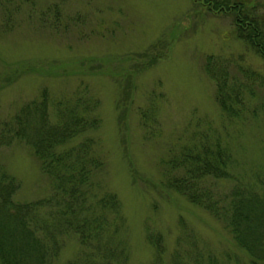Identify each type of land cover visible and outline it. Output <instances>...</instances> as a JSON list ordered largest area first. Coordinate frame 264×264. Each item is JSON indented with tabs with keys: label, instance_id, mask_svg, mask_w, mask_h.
<instances>
[{
	"label": "rangeland",
	"instance_id": "rangeland-1",
	"mask_svg": "<svg viewBox=\"0 0 264 264\" xmlns=\"http://www.w3.org/2000/svg\"><path fill=\"white\" fill-rule=\"evenodd\" d=\"M158 39L169 42L166 53L134 73L125 112L115 105L120 92L112 77L102 70L78 72L81 58L101 57L106 69L125 68L131 53ZM210 53L237 58L252 70L262 84L250 104L264 102V58L235 37L229 14L208 12L197 0H0V116L43 86L52 98H73L80 86L87 87L97 99L93 112L99 122L90 134L103 160L90 178L97 190H110L119 200L117 226L127 264L151 259L145 239L150 229L162 233L167 251L187 229L218 254L233 250L244 257L220 220L160 184L164 159L205 134L230 145L237 171L264 165V111L229 117L220 108L213 79L203 69ZM25 64L31 68L23 71ZM17 68L19 76L6 82ZM0 162L18 182L16 200L50 193L26 144L0 146ZM229 183L216 181L223 188ZM79 248L76 236L67 233L51 264H64Z\"/></svg>",
	"mask_w": 264,
	"mask_h": 264
},
{
	"label": "trees",
	"instance_id": "trees-1",
	"mask_svg": "<svg viewBox=\"0 0 264 264\" xmlns=\"http://www.w3.org/2000/svg\"><path fill=\"white\" fill-rule=\"evenodd\" d=\"M197 2L208 12L229 14L235 37L264 58V0ZM168 43L158 39L148 48L131 53L129 66L120 70L106 69L101 57L81 58L78 72L102 70L112 77L120 92L115 105L119 112H125L134 73L162 57ZM25 65L23 71L31 68ZM203 69L213 79L217 104L229 117L255 115L257 108L264 111V102L250 104L262 80L237 58L206 54ZM21 70L14 69L3 79L8 82ZM74 93L73 98H52L43 86L12 113L0 116V146L13 141L26 144L51 190L40 198L16 200L13 195L18 182L0 162V264H51L67 233L76 236L80 248L64 264H127L117 226L119 200L110 190H97L90 178L103 166L90 134L99 122L93 112L97 99L85 85ZM204 136L183 143L164 159L160 184L220 220L244 257L229 249L218 254L200 244L187 229L175 237L167 251L162 233L150 229L145 239L153 251L145 264H264V165L250 172L237 171L230 145L218 136ZM219 179L230 183L218 187Z\"/></svg>",
	"mask_w": 264,
	"mask_h": 264
}]
</instances>
